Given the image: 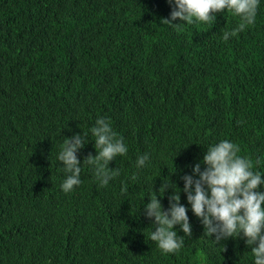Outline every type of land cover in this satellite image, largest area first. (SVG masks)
Returning a JSON list of instances; mask_svg holds the SVG:
<instances>
[{
  "label": "trees",
  "instance_id": "trees-1",
  "mask_svg": "<svg viewBox=\"0 0 264 264\" xmlns=\"http://www.w3.org/2000/svg\"><path fill=\"white\" fill-rule=\"evenodd\" d=\"M173 7L0 0V264H254L242 234H204L181 177L197 163L203 171L207 148L229 140L264 179V0L254 25L227 41L239 23L232 12L163 23ZM98 118L128 148L109 162L119 175L103 187L83 162L96 155ZM74 134L86 136L81 183L65 192L57 156ZM168 180L191 225L175 253L143 239L156 227L144 206ZM172 192L157 195L165 211Z\"/></svg>",
  "mask_w": 264,
  "mask_h": 264
},
{
  "label": "clouds",
  "instance_id": "clouds-1",
  "mask_svg": "<svg viewBox=\"0 0 264 264\" xmlns=\"http://www.w3.org/2000/svg\"><path fill=\"white\" fill-rule=\"evenodd\" d=\"M259 2L260 0H168L174 7L170 18L162 19V22L174 26H178V23H172L176 20L188 24L214 23L216 13L228 10L239 17V23L231 31L223 32L222 38L227 41L254 25ZM90 131L95 137L96 155H88L83 162L93 166L95 178L103 187L119 175V169L108 167L109 162L126 155L128 148L123 137L118 136L103 118H98ZM85 139L86 136L82 134H74L64 138L60 146L57 160L62 162L66 173L61 184L65 192L81 183V162L76 153L86 144ZM239 152V146L229 140L210 145L203 155V171L201 164L197 163L192 168V175L181 177L184 182L182 191L191 211L200 219L204 234L208 237L215 235L216 242L242 234L246 245L251 248L254 264H264V191H257L264 187V179L260 172L253 170L252 160L238 155ZM147 160V154L138 156L137 168L144 167ZM194 176L198 178L193 179ZM169 187L173 192L165 211L157 195L162 197ZM121 191L127 192V185ZM180 191L169 180L163 182L158 193L152 192L150 202L144 206L146 217L154 218L156 226L154 231L144 233V242L148 243L150 239L164 253L179 251L183 247L184 237L191 235L188 209L180 204ZM176 225H179L184 236L177 235L174 230Z\"/></svg>",
  "mask_w": 264,
  "mask_h": 264
}]
</instances>
